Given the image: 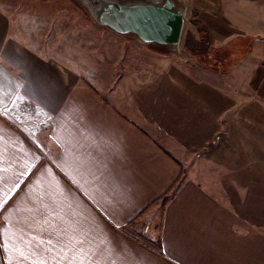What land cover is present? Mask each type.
Wrapping results in <instances>:
<instances>
[{
    "label": "crops",
    "instance_id": "crops-1",
    "mask_svg": "<svg viewBox=\"0 0 264 264\" xmlns=\"http://www.w3.org/2000/svg\"><path fill=\"white\" fill-rule=\"evenodd\" d=\"M178 1L198 22L196 71L251 70L264 0ZM75 5L0 0V264H264V81L257 103L200 76L176 101L137 78L91 92ZM239 37L243 61L218 58ZM221 117L227 135L252 127L257 156L232 135L224 160L197 156L218 152Z\"/></svg>",
    "mask_w": 264,
    "mask_h": 264
},
{
    "label": "rangeland",
    "instance_id": "rangeland-1",
    "mask_svg": "<svg viewBox=\"0 0 264 264\" xmlns=\"http://www.w3.org/2000/svg\"><path fill=\"white\" fill-rule=\"evenodd\" d=\"M75 14L74 24L75 27L81 28L83 33L87 31L89 44H90V62L88 70L85 69L86 73L91 79L90 91L99 93L104 90L107 94L114 92H128L136 87L137 85H131V80L136 78L146 83L147 91H153L154 93H160L164 95H171L173 101L177 100V95L184 93L188 90L189 82L195 77L207 81L216 82L225 91L241 92L245 96H248L249 102H255L259 100L260 81H264V35L260 38V45L254 52L255 58L252 57L251 61L254 65L251 70L248 67L240 75H235L233 80L229 77H217L215 75H204L199 70L196 71V65L199 52L204 50L200 48L198 44H195L190 38L193 37L192 32L195 31L198 22L193 19V12L186 5V17L183 26V33L181 41L177 47L165 48L153 45L151 43H145L133 36L123 35L115 32L104 26H99L82 8L80 4L75 1ZM89 19L90 26L87 30L85 21ZM83 25V26H82ZM78 28V29H79ZM200 40L203 45L209 44L206 35L200 31ZM193 39V38H192ZM252 39L239 37L238 39L228 38L224 39L219 48V56L221 54L228 55V63L243 61L248 54V48ZM210 42V39H209ZM199 43V44H201ZM196 45V46H195ZM207 47V46H205ZM198 51V52H197ZM96 58H95V57ZM222 57V56H221ZM259 61V62H258ZM228 64V65H229ZM242 66V65H241ZM219 67L226 68L225 66L219 65ZM194 75V76H193ZM194 77V78H193ZM95 83V84H93ZM123 88V89H121ZM205 89L198 88L197 91H205ZM136 91V90H135ZM191 91H194L192 86ZM258 98V99H257ZM226 119L221 117L219 119V132L215 137L214 144L218 148V152L214 153L216 149H212L213 146L210 144V148L206 153V149L200 150L201 158H209L211 156H219L218 159H223L226 155L225 146L232 144L230 135L234 137V141L238 142V149L234 152L244 156H257L258 150L253 145V138L258 134L254 133L252 127L246 126L245 134L241 132L242 127H234V133L227 135ZM239 130V132H237ZM244 137L245 140L242 142L241 139ZM228 139V140H227ZM249 139V140H248ZM213 145V142H212ZM196 156V158H197ZM196 163V162H195ZM202 171L207 168L217 167L218 170L222 166H214L206 164V162H200ZM223 167H230L225 165ZM252 167V166H251ZM256 167V166H254ZM166 200V199H165Z\"/></svg>",
    "mask_w": 264,
    "mask_h": 264
},
{
    "label": "water",
    "instance_id": "water-1",
    "mask_svg": "<svg viewBox=\"0 0 264 264\" xmlns=\"http://www.w3.org/2000/svg\"><path fill=\"white\" fill-rule=\"evenodd\" d=\"M99 25L165 48L181 41L186 8L178 0H75Z\"/></svg>",
    "mask_w": 264,
    "mask_h": 264
}]
</instances>
